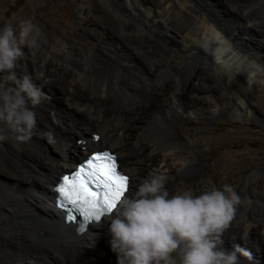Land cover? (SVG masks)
Wrapping results in <instances>:
<instances>
[{"label": "rangeland", "instance_id": "obj_1", "mask_svg": "<svg viewBox=\"0 0 264 264\" xmlns=\"http://www.w3.org/2000/svg\"><path fill=\"white\" fill-rule=\"evenodd\" d=\"M123 1L0 0V29L6 24H11L18 38L22 24L25 21H31L41 30V37L36 47L29 48L27 45H21L23 57L17 67V77L27 75L26 66L28 64L29 67L33 66L35 69L41 65H50L49 73L39 74L38 70L32 72V68L28 69L32 74L38 75L36 79L41 83L42 88L44 86L45 89L43 88L42 92L49 99L50 95L47 94L46 87L51 86L59 78L57 71L59 66L74 71L69 78L71 83L69 82L68 85H76L78 82V91L81 90V94L88 90L87 85L90 86L92 79L116 71V74L124 79V83L132 82L135 85L131 91L134 95L139 96V84L142 85V76H149V78L151 76V79L158 78V71L154 70L157 65L155 60H161V65L169 66L172 70H175L173 65L182 66L183 69L190 65L194 66V76L190 78L192 82L189 83L190 88L188 89L190 91L199 89L196 90V93L188 91L186 98L197 97V108H201L203 111L202 113L180 112L183 117L169 123V129L173 128V140L181 145L178 154L186 158L188 163L192 162L195 165V172L187 173L185 165L181 166L171 159L169 178L173 180L175 175L177 181L172 184L168 183V186L172 188L173 193L189 191L193 195H199L212 189H222L224 184L232 186L239 196L235 212L239 210L244 217H239L234 212L233 219L222 236V238H228L229 241L224 244V247L231 249L234 245H239L248 254L247 256L239 254V264H264V251L260 249L261 246L264 248V111L260 109L261 106H264V96L256 98V104L253 106L256 112L253 116H244L243 114L235 116L231 109L233 97L227 82V73L232 74L233 81L243 89L245 82L251 86L255 83L249 81L246 73L240 72L239 68H236L237 60L233 59L229 62L226 70L217 68L202 53L196 50L192 52L187 50L181 42L182 38L179 34L172 32L166 35L163 29L154 26L147 19L138 17V12L124 7ZM226 1L230 2L215 7V10L218 11L217 15L219 14V17L229 21V26L237 36H235V43L242 50L245 49L244 45L259 51V54L263 56V61L259 63L264 66V38L262 39L257 34V31H263L264 35V0ZM197 2L201 3V0H197ZM100 3H103L106 12L99 9ZM135 7L137 8L138 5L135 4ZM193 12L200 13L196 5L193 7ZM106 16L108 19L114 17L121 20L118 24V32L115 33L129 38L128 41L133 44L130 50L121 49L120 45L116 43L117 39L111 38V33L105 28ZM246 18L252 21L246 22ZM245 25L253 27L249 31V35L245 34ZM105 40L109 42L108 45L103 42ZM54 44L58 45V50ZM133 48L134 53L142 55V63V59L135 60L129 56ZM153 50L157 54H154ZM52 52L57 54L53 56ZM120 55L124 58L123 60ZM190 59L195 63H191ZM76 71L83 72L84 79L75 78ZM6 75L7 73H0V82H3V77ZM180 76L183 78L186 77V74ZM87 80L89 81L87 82ZM68 85L65 87L71 89V85ZM90 95L93 94L90 93ZM59 97H61L59 101L51 102L50 108L46 109L44 108L45 103H43L46 99H44L39 106L34 108V111L36 113V129L42 131L40 134L44 139V144L49 147V153L61 157L56 143L52 145L46 134L47 124L52 120L56 121V112H58L56 110H60L61 113L71 111V107L68 105L73 100L72 96L61 94ZM110 97H114V94H110ZM130 106L135 107V104L128 105V107ZM78 107L79 109L75 112L76 118L87 115L85 106L79 105ZM113 117L111 116L110 119L115 120ZM150 118L149 108H145L144 113L139 117L137 114L133 120L129 121L128 133L132 139H129L130 141H134L136 133L146 127ZM197 118L199 121H196ZM0 128H3V125H0ZM191 128H194V131ZM95 133L97 132L95 131ZM9 145L10 143L0 141V151L7 152ZM23 149H19L21 158L28 160L30 150ZM141 150L134 151L132 149V152L137 153L143 159L142 167L148 162L154 163L155 156L151 157V155L155 152L151 154L150 147L146 146ZM8 151L11 149L9 148ZM17 158L22 160L20 156ZM139 164L141 165V163H138V168H140ZM119 167L120 169L124 168L121 159ZM0 172L9 177L16 175L13 170L5 169L1 164ZM129 189L131 193L127 196L128 198L134 191L133 187L131 188V182ZM246 199L247 203L244 202ZM106 222H110V220L106 218ZM246 226L247 228L252 227L253 232L249 234L252 244L245 243L246 236H241L237 242H234L231 234L233 230L238 227L241 232L248 231ZM37 234L40 232L37 231ZM107 235L105 234L95 241L94 247L79 258L82 260L85 258L92 264H116V255L110 250L109 245L111 237L109 235L107 237ZM9 248L10 243L0 238V253L3 250L8 251ZM24 253L23 250H19L16 255L22 257ZM22 261L24 260L6 263L0 259V264H22ZM87 261H83L81 264H88Z\"/></svg>", "mask_w": 264, "mask_h": 264}, {"label": "bare ground", "instance_id": "obj_2", "mask_svg": "<svg viewBox=\"0 0 264 264\" xmlns=\"http://www.w3.org/2000/svg\"><path fill=\"white\" fill-rule=\"evenodd\" d=\"M101 1L103 2V0ZM228 2L230 1L201 0L200 3L197 0H124L123 6L138 12V17L147 19L154 26L163 29L166 35L172 32L179 34L182 38L181 42L187 50L191 52L196 50L202 53L206 59L219 69L226 70L229 62L236 59L238 62L236 68H239L240 72L246 73L249 81H254L256 84L254 83L251 86V84L245 82L243 89L233 81L232 74L228 72L227 82L233 97L231 109L235 116L238 114L253 116L256 112L253 107L256 104V98L261 95L264 96V66L259 63L263 61V56L252 47L248 48L243 45L245 49L242 50L235 43L237 36L229 26V21L219 17V14L217 15L218 11L215 10V7L225 5ZM135 4L138 5L137 8ZM194 5L199 8V14L193 12ZM99 9L106 12L103 3H100ZM105 19V28L111 33V38L117 39L116 43L120 45L121 49L130 50L133 44L128 41L129 38L127 39L120 33H115L118 32L117 28L121 20L114 17L108 19L107 16ZM251 21V19L246 18V22ZM245 28V34L249 35V31L253 27L245 25ZM218 33L221 36L219 40L216 38ZM257 34L262 39L264 38L263 31H257ZM103 42L109 44L106 40ZM55 47L58 50V45ZM56 48L53 49L56 50ZM130 52L129 56H132L135 60L142 59V55L134 53V48ZM153 53L157 54L155 50H153ZM56 54V52H52L53 56ZM120 58L124 59L122 55H120ZM190 61L195 63L192 59ZM155 63L157 65H155L154 70L158 71V78L151 79V76L150 78L149 76H142V85L138 83L140 87L139 96L134 95L131 91L135 85L132 82L124 83V79L117 75L116 71L92 79L90 86L87 85L88 90L81 94V90L78 91V82L76 85L70 84L71 89L65 87L70 82L69 78H71L74 71L56 63L59 66L57 68L59 78L51 86H45L50 97L49 99L46 98L43 103H45L44 108L46 109L51 102L59 101L61 94L72 96L73 100L68 105V107H71V111L61 113L60 110H56L58 111L56 112V121L52 120L46 126V134L52 133L51 144L56 143V148H59V154L62 156L59 157L55 154L54 156L49 153V147L44 144V139L40 134L42 131L38 128L27 142L17 141L9 135L3 142L10 143L9 148L11 151H8L9 148L6 150L7 152L0 151V164L7 170L8 168L13 170L16 174L9 177L0 172V238L10 243L9 250H3L0 253V259L3 262L11 263L24 260L22 264L32 262L40 264H81V262L87 260L85 258L82 260L79 257L87 254L94 247L95 241L105 236V234L110 236L108 232L110 222H106V218H108L106 213L98 221H89L84 225L83 232L78 230V224L65 222L63 220L64 210L56 206V193L52 190L62 171L71 170L74 163L84 157L90 150L109 149L116 154L118 163L120 159L123 161V165L129 169L124 170L123 168L120 170L129 176V188L131 182V188L134 189L133 194L136 187L150 174L162 175L165 179V187L170 194H173L168 183L172 184L177 181V178L175 175L173 180L169 178L171 159L181 166L185 165L187 173L195 172V165L192 162L188 163L186 158L178 154L181 145L173 140V128L170 127L169 129V123L183 117L180 112L202 113L203 111L201 108H197V97L186 98L188 91L196 93V90L199 89L194 91L188 89L190 88L189 83L192 82L190 78L194 76V66L190 65L183 69L182 66L173 65L175 70H172L169 66L161 65V60L157 59ZM242 63H245V65ZM49 66L41 65L38 69L33 66L29 67V64L26 66V74L41 90L44 86L42 88L41 83L36 79L38 75L32 74L28 69L32 68V72L38 70L39 74L42 72L49 73ZM15 71L17 72V68ZM74 74L77 79L84 76L81 71H76ZM183 74H186V77L181 78L180 75ZM54 79L56 78L54 77ZM169 90L171 91L167 93ZM90 93L93 95L91 96ZM110 94H114V97H110ZM132 103L135 104V107H128ZM79 105L85 106L87 110V115H83L82 118L75 117ZM145 108H149L151 118L146 127L136 133L132 142L128 133V123L137 114L139 117L140 114L144 113ZM260 109L264 111V106H261ZM111 116H114L115 120H111ZM196 121H199V118ZM182 128L189 129L188 127ZM191 129L194 131V128ZM95 131L99 134V139L93 142L89 140L90 133ZM78 139L81 142H78ZM100 146L103 147L99 148ZM145 146L150 147L151 154L155 152L151 155L155 158L154 163L148 162L145 165L143 164L144 167H142L141 161L143 159L137 153L132 152V149L134 151L141 150ZM20 148L30 150L28 160L21 158ZM17 156H20L22 160L18 159ZM138 163H141V165L139 164L140 168H138ZM128 191L124 196L127 197L131 193L130 189ZM247 201V199L244 200L245 203ZM235 215L244 217L239 210L235 212ZM246 229L248 231L244 232H241L238 227L233 230L231 234L234 242H237L239 237L246 236L245 243L252 244L249 240V234L253 232L252 227L247 228L246 226ZM37 231L40 234H37ZM222 239L224 244L229 243L228 238ZM260 249L264 251L262 246ZM19 250L25 252L22 257L16 255ZM254 262H256V259H254ZM88 264L92 263L88 262Z\"/></svg>", "mask_w": 264, "mask_h": 264}, {"label": "clouds", "instance_id": "obj_3", "mask_svg": "<svg viewBox=\"0 0 264 264\" xmlns=\"http://www.w3.org/2000/svg\"><path fill=\"white\" fill-rule=\"evenodd\" d=\"M40 37L31 21L22 24L19 38L11 24L0 29V73H7L0 82V141L10 135L27 142L35 134L34 108L47 97L31 77L18 78L15 70L23 57L21 45L34 48ZM47 135L51 142L52 133ZM238 203L228 184L199 195L170 194L164 177L150 174L131 198L123 196L107 212L110 250L117 264H239V254H248L239 245L225 248L222 239Z\"/></svg>", "mask_w": 264, "mask_h": 264}, {"label": "snow or ice", "instance_id": "obj_4", "mask_svg": "<svg viewBox=\"0 0 264 264\" xmlns=\"http://www.w3.org/2000/svg\"><path fill=\"white\" fill-rule=\"evenodd\" d=\"M216 38L221 39L219 33ZM128 189L129 178L118 172L116 157L108 151L93 153L75 171L63 175L55 188L58 206L68 209L67 219L83 218L80 232L89 221L99 220L101 211L115 207ZM73 212L79 213V217Z\"/></svg>", "mask_w": 264, "mask_h": 264}, {"label": "flooded vegetation", "instance_id": "obj_5", "mask_svg": "<svg viewBox=\"0 0 264 264\" xmlns=\"http://www.w3.org/2000/svg\"><path fill=\"white\" fill-rule=\"evenodd\" d=\"M128 169H129L128 167H125V166H124V170H128Z\"/></svg>", "mask_w": 264, "mask_h": 264}]
</instances>
